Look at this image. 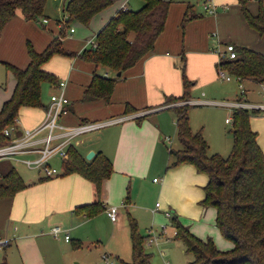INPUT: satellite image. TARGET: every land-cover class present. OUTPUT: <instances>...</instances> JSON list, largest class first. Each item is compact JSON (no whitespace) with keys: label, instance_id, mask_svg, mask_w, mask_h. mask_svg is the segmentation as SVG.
Listing matches in <instances>:
<instances>
[{"label":"rangeland","instance_id":"rangeland-1","mask_svg":"<svg viewBox=\"0 0 264 264\" xmlns=\"http://www.w3.org/2000/svg\"><path fill=\"white\" fill-rule=\"evenodd\" d=\"M65 1L46 0L41 16L35 20L26 21L25 36L22 39L25 61L26 41L35 52H40L52 37L59 35L60 30L58 29L59 26L57 27V22L64 24L66 20L65 14L61 11ZM163 1L169 2L168 12L157 45L149 56L125 70V76H128L134 73L136 69L140 71L142 64L146 63L143 69L147 71L146 76L142 74L143 79L146 80V84H143L144 93L136 85L133 86L135 89L123 88L124 85L122 84L124 83L121 82L119 86L123 88L122 93L115 90L106 107L100 105L91 107L86 103H80L82 89L78 85L82 81H86V83L88 81L91 67L87 62L77 56L74 58L53 55L42 67L45 71L52 73L57 81L66 79L67 82L64 87L67 98H65L72 103V117L90 118L101 116L106 112V116L109 114L117 115L92 122L124 116L121 115L124 110V102L131 104L146 103L147 105H157L158 103L160 105L165 97L180 96L183 93L182 76H184L190 99L201 101L195 103L196 105H189L187 109L191 132H200L208 146V154L216 153L225 156L231 145V134L228 132L231 129V121L225 124L223 120L226 117L231 119V113L229 109L217 104L230 102L239 95L240 89L234 80L218 79L215 64L222 58L219 57L216 49L224 44L232 43V40L227 38V34L234 32V29L232 24L225 23L224 19L219 25V30L212 28V25L210 27L208 18H211L212 15L203 12V0ZM211 1L213 4L217 3L216 0ZM217 1L226 5L228 9L231 7L230 0ZM257 1L245 0L246 7L250 4L256 6ZM260 1L264 7V0ZM119 2L121 0H113L110 6H115ZM140 4L141 0H127L125 7L136 10ZM187 5L192 7L196 18L188 20L182 25L181 20ZM220 7L216 9L217 12L221 10ZM44 17L47 20L45 24L41 21ZM69 29H72V32H69ZM97 31L92 28L90 22L86 27L74 22L66 23L59 37L61 48L67 52L79 54L83 49L90 46L85 42H92ZM261 38L257 34L251 38L246 34H239L238 47L260 53L251 49L250 43L261 44V47L264 48ZM44 39L49 40L44 42ZM234 46L237 47L235 44ZM165 53L168 55L165 56ZM6 57L14 61L15 58L17 59V56L14 58L8 52ZM25 63L20 65L22 67L9 64L23 68ZM126 81L127 85L125 86H129L131 81H128L127 78ZM11 82V75L0 64L1 95L6 93ZM254 83L256 84L244 85L247 91L243 96L245 95L244 98L249 102L263 103L264 95L257 85L260 83ZM53 86L41 84V102H47L49 95L56 93ZM157 97H161V100L157 101ZM21 114L20 112L18 116L20 117ZM72 117L68 116L63 122L59 120V123L68 127L77 125H70V119L73 120ZM126 120L124 123L134 122L132 119ZM140 120L141 123L147 122L154 128L155 132L153 141L147 136L146 141L141 146L133 149L132 153L138 157L136 159L125 160L121 154L114 153L116 152L114 145V128L116 125L114 124L80 135L72 142V146L81 154L84 152V146L86 147L91 142L89 146L93 152L100 151L114 164L115 168L120 167L127 170L124 174L114 173L117 174L118 180H115L114 175H111L113 184H115L114 197L112 198L114 205L111 206L118 208L116 222H109L106 216L99 212L74 222L73 208L72 210L66 208V210L57 212L55 209L58 207L62 209L63 205L62 203L60 205L51 203L48 194H53L56 191L67 192L64 198V205H66L69 203V193L77 190L90 197L81 205L89 204L94 199H92L93 195L89 183L86 184L84 181L82 184L78 183L73 177L74 175L71 174L45 179L36 170H27L23 165L13 163L14 168L21 175L34 179V184L43 187L42 191H36V195H45L50 200L49 206L43 207V211H46L45 208H50V215L46 216L49 227L57 224L68 232L69 240L66 243L62 239H53L47 254L49 264H109L110 262L121 264L120 261L128 263L131 259L130 220L135 224L136 233L143 238L141 250L148 256L146 264H188L192 260V256L184 252L182 243L172 239L170 221L173 218L197 238L201 240L210 238L216 249L224 251L230 248V243L223 239L214 227L212 209L203 207L200 203L203 198L202 187L207 181L206 176L198 173L192 165L187 163L170 166L172 158L168 156L167 149L180 151V146L175 137V110L166 108L147 112L146 116ZM252 123L255 124L257 130H252ZM249 126L264 142V117L260 114H250ZM49 164L59 170L56 159L50 160ZM141 168L143 172H139ZM152 178H157L160 182L153 184ZM37 179H41L40 183ZM164 182L165 187H161ZM121 186L120 192L118 189ZM155 204L158 207L154 208ZM164 212H168L169 216L166 217ZM160 227H164V230L158 241L148 243V230L157 231ZM41 230L44 231L45 228L42 227ZM5 254L10 264H21L13 247H10L9 250L0 248V264H2ZM26 261L28 264H36ZM194 264H199V262L196 261Z\"/></svg>","mask_w":264,"mask_h":264},{"label":"trees","instance_id":"trees-1","mask_svg":"<svg viewBox=\"0 0 264 264\" xmlns=\"http://www.w3.org/2000/svg\"><path fill=\"white\" fill-rule=\"evenodd\" d=\"M46 0H0V35L4 26L19 12L25 20L41 16ZM168 3L163 0H141L136 10L118 9L95 33L93 44L79 54L61 48L60 34L66 23H79L86 26L92 16L109 7L112 0H66L61 11L66 20L59 27V35L52 37L40 52H35L26 43L27 64L17 68L1 62L14 80L8 99L0 107V145L8 142L2 129L14 125L20 108H39L40 86L45 83L53 86L56 77L43 69V64L53 55L79 57L95 67L104 69L105 74L93 72L84 89L85 100L107 102L120 74L153 52L156 39L163 31L168 12ZM238 11L245 24L258 36L264 35V7L260 0L256 12L250 13L245 0H237ZM196 15L187 5L181 20L183 25ZM236 57L219 59L216 69L224 70L235 81L251 80L264 82V54L244 47H235ZM119 72V76L115 74ZM109 73V74H108ZM183 93L177 97H165L158 107L171 105L175 110V137L180 146L176 152L167 149L172 158L170 166L187 163L206 176L202 187L201 205L214 210V227L231 247L220 251L210 238L201 240L171 219L172 239L180 241L184 252L192 256L188 264H264V153L257 143V134L249 126L250 114L255 111L234 109L231 111V145L225 156L208 154V146L200 132L192 133L187 117L189 105H174L188 100L187 81L182 76ZM151 108H144L148 110ZM139 112L129 104L124 105L123 115ZM146 114L136 117L138 121ZM67 158L60 165L58 175L76 174L91 186L93 201L77 205L72 213L85 217L102 210L100 187L112 173L111 162L100 152H95L90 160H85L73 146L66 150ZM57 175V176H58ZM0 198L11 197L28 185L24 184L13 168L2 175ZM47 179V178H45ZM130 256L128 263L146 264L148 256L141 250L142 237L136 233L135 224L129 221ZM2 264H5L2 262Z\"/></svg>","mask_w":264,"mask_h":264},{"label":"crops","instance_id":"crops-1","mask_svg":"<svg viewBox=\"0 0 264 264\" xmlns=\"http://www.w3.org/2000/svg\"><path fill=\"white\" fill-rule=\"evenodd\" d=\"M112 2H113V0H112ZM126 2H127V0H123V1L121 0V2L117 3L115 6H110L109 8L107 7L105 9H103L102 11L96 13L94 16H92V18L89 21L91 23L92 28L99 30L106 23V21H108V19L118 9L126 8L125 7ZM204 2L212 5L214 7V10H215L214 14H212V17L208 18L209 19L208 21H210V27L212 25V28H216V30H219V25H221V21L223 19H224L225 23L232 24V28L234 29V32H230L227 34V38L232 40V43L230 42L231 44H233V45L235 44L238 47V36H239V34H246V35L250 36V38L252 36L254 37V35L257 34L255 31L250 29L245 24L242 16L240 15V13L238 11L237 0H230L231 7L229 9L226 5H222L223 3L221 4L217 0H216L217 3H214V4L211 3V2H213L211 0H203L202 3H204ZM140 6H141V4H140ZM219 6H221L220 7L221 10H219V12H217L216 9L219 8ZM247 8H248L249 12L252 14H254L256 12V6H254L253 4L248 5ZM203 12L205 13V11H203ZM205 14H207V13H205ZM44 19H46V18L44 17ZM26 21L27 20H25L19 12H16L14 14V16L8 21V23L2 29V32L0 35V61L1 62L12 63V64L17 65L19 67H22V66H20L22 63L23 64L25 62L27 63V55L25 54V58H26V61H25L24 55H23V46H22V39L25 36L24 27L27 25ZM46 22H47V20H46ZM45 23H43V24H45ZM57 23H58L57 27L58 26L60 27L63 25L60 22H57ZM76 24H79V23H76ZM59 27H58V29H59ZM161 34L156 39L154 47L157 45V41L160 38ZM261 37H262L261 38L262 43L264 44V35H262ZM47 40H49V39H47ZM47 40L44 39V42H46ZM26 43H27V41H26ZM85 43L89 45L90 41H89V43L87 41ZM250 44H251L250 45L251 49L259 51L260 53L264 54V48L261 47V44H256L255 42H252ZM153 50H154V48H153ZM7 52L9 54H12L14 56V58L17 56V59L15 58V61H14V60H11L8 57H6ZM167 55L168 54L165 53V56H167ZM22 59H23V61H22ZM26 63H25V65H26ZM88 64L90 65L91 69L89 71V78H88L87 83H86V81H82V83H78V85L82 89V91H81L82 97L80 99V103H86V104L90 105L91 107H95L98 105L106 107L109 104L111 96L115 90L118 91V93H122L123 88L135 89V87H133L134 85H136V87H139V89L143 92V84H146V80L143 79L142 74L144 76H146V72H147V71L143 70L144 67L146 66L145 62L142 64L140 71L136 69V70H134V73H132L131 75H128V76H125L126 75L125 71L120 74V79L115 83L114 88L112 90V93H111L107 102H103L101 100H85L84 99V89L90 81L91 74L93 72L98 73V74H105V72H104L105 70L102 69L101 67H98V66L95 67L90 63H88ZM136 64L137 63H135L134 65H136ZM23 67H24V65H23ZM126 78L128 81H131L129 86H125V85H127ZM64 81H65V86H66V82H67L66 79H64ZM121 82L124 83L122 85H124L125 87L123 86V88H122L121 86H119ZM235 83L237 84V87H238V85H241L244 93H246V91H247L244 88L245 84H256L251 80L235 81ZM257 85H259V88H260V84H257ZM13 86H14V80L12 79V82H11L8 90L6 91V93H3L2 95L0 93V107H1L2 103L6 99L9 98V96L12 92ZM64 95H65V87H64ZM201 95H202V93H201ZM244 96L240 97V95H238L233 100H231L230 102H227L225 104H232L233 102L238 101L239 99H240L239 100L240 102H243L245 104H251V105L257 104V103H252V102L247 101L244 98ZM65 97H66V95H65ZM156 100L160 101L161 97H157ZM67 101H68V103L66 105V113L60 117V119H59L60 122H63L64 119L67 118L68 116L72 117V115H71L72 110H73L72 103L68 99H67ZM188 101L191 102L194 100L190 99V97H189ZM194 102H201V101L195 100ZM47 103H48V101L44 102V103L41 102L42 107H39V108H23V107L20 108L18 111V114L20 112L22 114L20 115V117L17 115L18 120H17V125H16V134H19V132L23 128L28 129V128H32V127H35L36 125H38L43 119V116H44L43 110H44V106ZM132 103H135V102H132ZM124 104H129L132 108H134L140 112V113L136 112L133 114L126 115V116H131V118H129L128 121L131 119L134 120L136 117L141 116L142 114H146L147 112L159 111V110L166 109V108L171 106V105H167V106H163V107H158V105H159L158 103H157V105L156 104L155 105L154 104L153 105H149V104L147 105L146 103L131 104L130 102H124ZM258 104H262V103H258ZM194 105H196V104H194ZM220 106H224L225 108L229 109L230 113H231V111L234 110V108L227 107V106L222 105V104ZM148 107L151 109H148L146 111L143 110L144 108H148ZM142 111H144V112L141 114ZM106 113H104L101 116H94V117H90V118H87V117L77 118L75 116V117H72L73 120L70 119V121H71L70 125L78 124V123H81L83 121H90L91 122V121H97V120L105 119V118L112 117V116H117L114 114H109L106 116L105 115ZM123 113H124V110L121 113V115H123ZM255 114L256 115L260 114L264 117V114L262 112H259V111L256 112L255 111L254 115ZM226 118L230 119V117H226ZM226 118H224V120ZM224 120H223V122H224ZM125 121H127V120H124L118 124H114V125H116L114 128L115 129L114 130V145H115L116 152H114V153L115 154H117V153L121 154L125 160L136 159L138 157L134 156V153H132V152L137 147L141 146L144 143V141H146L147 136L150 137L153 141L155 131H154V128H152L147 122L141 123L140 122L141 120H138V121L134 120L135 123L132 121L124 123ZM225 124H228V123H225ZM251 126H252L251 127L252 130H257L256 129L257 127L255 126V124L252 123ZM256 139H257L258 146L260 147V149L264 153L263 139L261 137H259V135H257ZM160 140H161V138H160ZM89 144H91V142H89ZM89 144H87L86 147L84 146V152L82 153L83 156L87 152L92 151ZM97 152H100V151H97ZM93 153H95V152H93ZM13 163L23 165L20 162H14L11 160L0 161V184L2 183L1 175L8 168H13L14 171L19 176V178L22 180V182L24 184H27L28 186L26 188H24L23 190L16 192L11 197L0 198V248L2 247V248H6L9 250L10 247H13L19 256V263H21V264H25V263L28 264L26 260H28L30 262H34L36 264H49L48 259H47L48 258L47 254L49 252V246L53 242V239H62L61 236H59L58 238H53L50 234V228L53 226H59V227H61V226L55 224V225L49 227V223L47 221L46 216L50 215V208H45L46 211H43V207L45 205L49 206L50 200L45 195H42V196L36 195V191H42L43 187H40L39 184H34L33 183L34 179L32 180V179H29L28 177H25L24 175H21L14 168ZM111 166H112V173L110 174V176L106 180H104L102 182L101 187H100L99 199L101 201L102 210L99 213H102L104 216H106V214H105L106 208H108V206L111 207V205H114L112 198L114 197L113 192L115 191V186H114L115 184H113V179H112L111 175H114L115 180H118L117 174H114V173L120 172V173L124 174V172L127 171L125 169H121L120 167L115 168L114 164H112V163H111ZM27 170H29V169H27ZM139 172H143L142 168ZM71 175H74L73 177H75V179L78 183L82 184V181H84L86 184L89 183L85 179H83L82 177H80L76 174H71ZM152 179H151V182H152ZM155 179L157 181L152 182V183L158 184L160 182V180L157 178H155ZM37 181H39V183H40L41 179H37ZM49 183H51V182H49ZM161 187H165V182L162 183ZM90 188H91V186H90ZM121 189H122V186L120 187V189H118V191L121 192ZM66 194H67V192L65 193L62 191H56V192H53V194H48V196H50L51 203L58 204V205H60L62 203V205H63L62 209L60 207L55 209L57 212H60L61 210H64V209L66 210V208H70V210H72V208H74L77 205H81V203H83L86 200H89V198H90L88 195L81 194L80 191L75 190L72 193H69V196H68L69 197V201H68L69 203L64 205V198L66 197ZM93 198L94 197H92V199ZM52 199H53V201H52ZM54 199H56V200H54ZM127 200H128V198H127ZM154 208H155V206H154ZM207 208H209V207H207ZM212 211H213V220H214V210L212 209ZM170 212H173V211L170 210ZM70 213H71V211H70ZM74 216H75L74 222H77L78 219L85 217L82 214H75ZM106 218H107V216H106ZM42 227L45 228L44 231L41 230ZM62 229L65 230L64 228H62ZM65 231L68 234L67 230H65ZM172 231L173 230L171 228V235H172ZM158 239H157V241H158ZM165 239H168V237H165ZM68 240H69V238H68ZM230 247H231V244H230ZM3 262L5 264H10L8 259L6 258V254H5V258L3 259Z\"/></svg>","mask_w":264,"mask_h":264},{"label":"built area","instance_id":"built-area-1","mask_svg":"<svg viewBox=\"0 0 264 264\" xmlns=\"http://www.w3.org/2000/svg\"><path fill=\"white\" fill-rule=\"evenodd\" d=\"M202 10L205 13L212 15L215 10L214 7L206 2L202 3ZM46 19H42V23H45ZM72 32V29H69ZM89 43V42H88ZM93 41L89 43L92 45ZM220 58L228 60L234 59L236 53L234 45L231 43L224 44L222 47L216 49ZM217 77L219 80L230 81L233 78L228 75L224 70L217 69ZM65 81H57L53 86L56 89V93H52L48 97V103L44 106V116L42 121L32 128H23L16 134L17 120L14 125L7 126L2 129L3 136L9 140L7 143L0 145V161H14L22 163L29 170H36L43 178H52L57 176L61 169L60 165L67 158L66 150L72 146V142L80 135H84L93 131H96L106 125L118 124L131 116H121L117 118H111L105 121L90 122L83 121L75 126H63L59 123V119L66 113V105L68 103L64 96ZM240 91V97H243V89L241 85H238ZM261 92L264 95V82L260 84ZM240 100V99H239ZM235 101L232 104L218 103L217 105H225L234 109H246L248 111L262 112L264 114V103L262 104H245L240 101ZM197 102L185 101L177 104L194 105ZM176 105V104H174ZM230 119L226 118L224 123H230ZM24 157V158H23ZM52 159H56L59 164V170L51 167L49 162ZM155 178L152 182H156ZM158 207L157 204L154 205ZM105 214L110 222H115L117 219V208L111 206L106 208ZM166 217L169 216L168 212H164ZM164 227H160L159 230H148L147 242H156L160 238ZM50 234L53 238L62 237L63 241H68V234L59 226H53L50 228ZM173 234V233H172ZM109 264H114L110 262Z\"/></svg>","mask_w":264,"mask_h":264},{"label":"water","instance_id":"water-1","mask_svg":"<svg viewBox=\"0 0 264 264\" xmlns=\"http://www.w3.org/2000/svg\"><path fill=\"white\" fill-rule=\"evenodd\" d=\"M119 74H120V73L117 72V73L115 74V76L118 77ZM93 154H94V153H93L92 151L87 152V153L85 154V156H84L85 160H90L91 157L93 156Z\"/></svg>","mask_w":264,"mask_h":264}]
</instances>
